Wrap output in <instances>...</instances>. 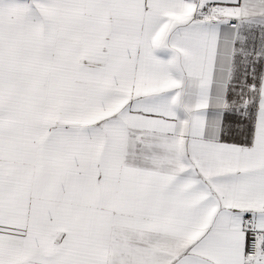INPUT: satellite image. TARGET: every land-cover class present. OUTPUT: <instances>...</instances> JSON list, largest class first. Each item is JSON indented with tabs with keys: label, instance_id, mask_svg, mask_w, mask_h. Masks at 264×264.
<instances>
[{
	"label": "snow or ice",
	"instance_id": "obj_1",
	"mask_svg": "<svg viewBox=\"0 0 264 264\" xmlns=\"http://www.w3.org/2000/svg\"><path fill=\"white\" fill-rule=\"evenodd\" d=\"M0 264H264V0H0Z\"/></svg>",
	"mask_w": 264,
	"mask_h": 264
}]
</instances>
